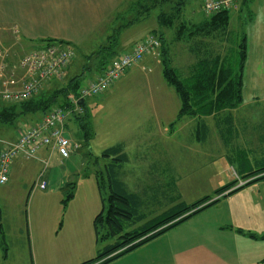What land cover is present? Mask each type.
Segmentation results:
<instances>
[{
    "label": "rangeland",
    "instance_id": "rangeland-1",
    "mask_svg": "<svg viewBox=\"0 0 264 264\" xmlns=\"http://www.w3.org/2000/svg\"><path fill=\"white\" fill-rule=\"evenodd\" d=\"M60 1L63 2L0 0V22L18 26L26 23L29 28L35 27L34 34L43 35L42 39H61L74 48L76 57L65 81L47 84L45 88L51 85L54 89L80 73L83 74L81 84H84L97 71L85 68L95 67L97 61L91 55V48L89 50L86 47L95 39L80 38L83 29L89 26L86 25L87 20L95 22L97 18H103V26L97 29L102 31L114 20H117V28L131 19L141 20L148 16L144 15L146 12H142L143 14L136 17L143 9L141 5L137 6L138 0H64L62 5L58 4ZM163 1L165 0L156 7L154 13L146 17L143 25L121 32L118 51L126 47L128 41L155 27L159 11L172 12L177 3L184 1V4L187 0H169V4ZM202 2L203 0H188L184 9L183 4L180 6L178 16L182 20H198L201 16H188V13L193 10L198 12ZM230 15V37L236 43L241 34L232 13ZM4 16L17 17L6 20ZM21 16H37L40 22L35 26ZM162 29L165 30L167 45L171 42V66L183 78L186 75L185 65L189 62L184 43L174 40L176 26ZM95 42L96 45L100 43ZM149 69L141 72L142 80L136 82L126 77L114 89L94 98H87L86 108L81 106V111L67 114L64 125L66 135L73 145L72 150L65 159H61L59 155L48 158L44 173V177L52 182L63 179V188L53 194L35 186L28 194V179L17 176H10L6 184H0L4 237L3 242L0 240V264H79L95 256L98 246L94 239L92 213L96 214L101 209V196L94 179V170L103 169L107 162L101 157L102 150L120 142L124 145L128 160L119 168L118 177L127 191L136 193L144 202L150 204L146 212L143 210L147 217L158 215L171 207L174 203L169 199L170 196H178L180 201L188 204L205 197L211 198L209 202L218 199V202L173 227L175 232H182L180 237L190 239L186 242L188 246H184V251L186 256L194 260L193 264H198L195 259L200 261L201 245L205 243L194 242L201 239L200 228L215 230L221 227L225 231L217 234L220 240L224 239L223 250L213 246L205 257H213L214 260L209 262L204 258L205 264H235V257L231 253L234 250L254 251L257 256L255 260L260 259L259 256L264 257V179L244 185L253 178H243L245 175L241 172H255L264 167V102H241L232 111L238 116L233 120L239 132L237 136L232 133L234 139L232 135L226 134L230 126L219 125L211 118L205 119V130H202L197 121L181 118L172 127L177 132L169 136L162 130L171 127L175 116H151L150 112L141 108L146 105L142 104L144 101L140 98L150 95L166 96L170 105L173 99L176 101V109L179 107V99L172 87L164 81L161 64L156 65L154 61ZM13 72L16 73L15 70ZM65 100V96H59L57 104ZM29 118L35 119L37 116H23L12 125H5V128L0 129V136L9 133L10 137L14 132V125L17 129L28 127ZM223 122L226 123L224 119ZM220 131L230 139L225 144L221 141ZM250 141L254 142V148H251ZM41 167L37 171V177ZM230 183H234L231 189L239 188L229 196H224L228 191L216 196L217 189ZM71 191L73 196L67 199ZM103 195L106 197L107 189L103 191ZM89 205H93L95 210L86 218ZM232 226L237 234H244L242 229L250 231L247 232L250 239L238 237L240 244L232 248L226 243L234 235L230 233ZM173 228L170 230H174ZM172 237L174 239L176 235L173 233ZM81 251L87 252L79 255ZM133 251L135 249L126 254Z\"/></svg>",
    "mask_w": 264,
    "mask_h": 264
},
{
    "label": "trees",
    "instance_id": "trees-1",
    "mask_svg": "<svg viewBox=\"0 0 264 264\" xmlns=\"http://www.w3.org/2000/svg\"><path fill=\"white\" fill-rule=\"evenodd\" d=\"M159 2L161 3L162 0ZM183 2L180 1V3H177L173 7L172 12L160 11L157 16L160 29L176 26L174 40L184 41L186 44L190 62L185 65L186 75L183 78L179 77L176 69L171 66V59L169 57L170 45L169 42L167 45L162 33L159 34L156 30H152V34L150 33L140 39L143 40L148 36H153L159 41V47L153 54L158 55L162 66L164 81L168 86L172 87L179 99V108L175 116V121L170 126L173 127L181 118H190L191 120L197 121L201 125L202 130H205L207 128L205 119L211 118L219 125L224 124L228 127L230 126V128H227L226 134L232 135L234 133L237 136L239 132L237 130L238 128L234 126L233 120L234 118H238V116L232 111L242 102V70L246 59L245 34L242 33L240 40L236 43L232 41L230 37L231 29L229 28L230 16H228V10L215 12L199 23L182 20L181 16H178V11ZM146 4H141L142 6L140 7L143 9L138 12L136 17H139L142 12H146L144 15H147V11L154 7L153 5ZM146 17L148 16H144L142 19H146ZM141 20L131 19L127 24L115 28L107 37L105 43L91 53L92 57L97 58L95 67L86 66L85 68L89 70L93 68L101 73L111 60L122 53L130 52L133 46L140 40L136 41L128 51H118L117 46L120 30ZM44 42L49 43L55 41L44 40L41 44ZM56 43L69 46L59 41H56ZM69 47L72 48L71 46ZM72 49L76 57V52L74 48ZM75 57L72 61H74ZM69 66L67 67V71ZM82 76V73L73 76L64 84L54 89L50 85L44 88L45 90L39 95L26 101L14 103L0 101V124L11 125L18 118L29 115L37 116L39 120L55 105L70 109L71 105L68 96L78 95V90L84 86L81 84ZM65 78L60 82L65 81ZM52 83L59 82L53 81L49 84ZM59 96H65L67 100L57 104ZM93 97L95 96H90V98ZM87 98L78 102L80 107L83 106L86 108L84 103ZM223 119L226 123H222ZM38 120H35V123ZM240 131H246V129H240ZM219 135L224 144L230 140L224 136L222 131L219 132ZM232 136L234 139L235 136ZM249 144L251 148H254V145L250 142ZM101 157L107 160V162L104 163L103 169L97 168L94 170V179L101 196L102 207L93 217L92 221L95 243L98 249L94 257L79 264H107L161 236L202 209L218 202V199L209 202L211 198L205 197L188 204L180 201V198L174 195L169 198L174 203L171 207L165 209L158 215L147 217L145 210L150 204L144 202L136 193L127 191L123 182L118 177L119 168L128 160L123 143L120 142L105 148L101 152ZM242 169L244 168L242 167ZM241 172L245 175L243 178H253L244 185L251 184L259 179H264V167L257 169L255 172H244V170ZM233 187L234 183L225 184L217 189L215 194L218 196L228 191L224 196H229L234 190L239 188L231 189ZM106 189L107 195L105 197L103 191ZM72 196L73 193L71 191L67 199H71ZM3 238L0 208V240L2 242ZM4 250L6 249L4 248Z\"/></svg>",
    "mask_w": 264,
    "mask_h": 264
},
{
    "label": "crops",
    "instance_id": "crops-1",
    "mask_svg": "<svg viewBox=\"0 0 264 264\" xmlns=\"http://www.w3.org/2000/svg\"><path fill=\"white\" fill-rule=\"evenodd\" d=\"M159 1L160 0H138L137 5L138 4L143 5L144 3H147L146 5H153L154 7L147 11V15L150 16L152 13H154L156 7H159L160 4ZM163 2H165V4L170 3L169 0H165ZM63 3L64 0L63 2L62 1L58 2V4L60 5H62ZM185 3L182 6L183 9L185 7L184 6ZM227 10H228V16H231L230 13H232L233 15L232 17L234 18L237 24L240 34L242 33L245 34L246 59L242 70V103L256 104V103L264 102V0H239ZM159 13L160 11L158 12L157 16L159 15ZM56 15H58V13H56ZM210 15L211 14H206L203 11V2H202V4L200 5V10L198 12L193 10L188 13V16H201V17L198 20L193 19L194 21L190 20L189 22L199 23ZM157 16L155 19L156 21L155 27L149 28L145 34L136 37L131 41H128L126 44L124 43L126 47L122 48L121 51H128L136 41L150 34L151 32H149V30H156L159 34L162 33L164 36L165 30L159 28V22ZM4 17L6 18V20H12L13 17H17V16H4ZM21 17L24 20H26L28 23H33L35 26L38 24V22H40L38 21L37 16H21ZM146 19H142L141 21L135 22L131 25L122 28L120 30V34L121 32H124L128 29L137 28L138 26L143 25ZM116 21L117 20L111 21L107 26V28L102 31H99L97 29L103 26L104 24L103 18L102 19L97 18V21L95 20V22L99 24L98 26L91 19L86 21L87 23L86 25L89 26L83 29V34L81 35L80 38L82 39L93 38L95 39L94 41L100 42L98 45H96L97 43L96 42L94 43V41L88 43L86 47L89 48V50L91 48V53L96 51L101 45L105 43V40L107 39L108 35L111 32H113V30L115 29ZM31 27L32 28H29L26 23L22 26H18L11 23L0 22V56H2L0 62H4L9 70H15L18 73L19 68L17 63L19 62L20 58L27 52L38 48L39 45H41V42L44 41V39H42L44 38V36L38 35V33L34 34L33 30L35 29L33 28L35 27L33 26ZM95 30L97 31L95 32ZM23 32L26 34H24ZM28 37H30L31 39H29ZM34 38H41V39L34 40ZM46 40H51V39L50 37H47ZM54 41L55 42L59 41L63 44L68 45V43L61 41V39L59 40L54 39ZM177 42L184 43L185 52H186L185 54L188 55V59L190 62V56L188 54L185 42L184 41H177ZM170 43L171 42L169 41V45ZM154 61L156 65L160 63L157 54H153V53L146 54L138 65L128 69L123 74V76L115 83V85L112 86L110 89H114L117 83L119 81L121 82L126 77L127 78L129 77L131 80L136 82L142 80L140 78L141 72H144V70H150L149 68ZM72 63L70 64L69 69ZM68 71H66V74ZM99 73L100 72L98 71L93 72L92 76L88 77L83 85H85L89 80L94 79ZM168 92L171 93V91L169 90ZM140 99L144 101L142 104L146 105L145 107L141 106V108L146 109L148 113L150 112L152 114L151 116H156V117L176 116V113L179 108L178 107L176 109V101H174V99H173V103L170 105V100H168L166 96L159 95L155 97L153 95H150V96L142 97ZM84 104L86 106V101ZM29 120L30 121L27 124L28 127L26 128L22 127L20 129L19 128L17 129L14 125V132L10 137H9V133L6 134L5 136L4 134H2V136H0V144H3L4 142L14 141L17 138L19 132L25 131L28 128H30L33 125V123H35V120H38V117L35 119L29 118ZM4 126L5 125L0 124V129L2 127L5 128ZM162 132L166 133L169 136H173L175 135L177 130L176 129L173 130L172 127H168V128L165 127L163 128ZM250 143L254 144L253 141H250ZM54 155H59V154L51 146L40 148L34 154V156L29 158L19 155L12 161L10 165L8 178H10V176L11 177L17 176L19 178L28 179L26 181L27 185H30L28 192H31V190L34 189L36 186L35 183L37 182L38 179L36 174L38 169L42 165L40 169L42 172L41 179L45 181V183L47 182V185L43 190H48V192L50 191L49 193L54 194L58 190H60V188H63L64 185V181L61 178L58 181L52 182L51 180H48L46 177H44V173L46 172L48 161ZM30 160L34 162L32 161L30 162ZM7 182H5L4 184H6ZM52 186H54V188ZM36 188L39 187L36 186ZM101 207H102V202H101ZM94 210H95L94 206L89 205L88 210L85 213L86 218H88L89 213L94 212ZM99 211H97V213ZM92 214H94V216L96 215L95 212ZM233 228L234 226L231 227L230 233H234V235L231 236V240H227L226 242L229 243V245H231L232 248L237 247V245L240 244L238 242L239 240L238 237H242L245 240L250 239V237L247 235V232L250 231H248L247 229H242L244 234H237V232H235ZM173 229L174 230L165 232V234H162L161 236L141 245L140 247L136 248L135 251L123 255L122 257L116 259L115 261L109 264H193L194 260L190 258V256H186L185 255L186 251H184L185 249L184 246H188L186 245V242L189 241L190 239L180 237L182 235V232H175L176 229L175 228ZM224 232L225 231H223L221 227H217L215 230L214 229L206 230L204 228H200L201 239L199 241H194V242L196 244H200L203 241H205V243H202L201 245L202 252L200 254V257L201 256L202 257L200 258V261L195 259V263L205 264L206 261L204 260V258H207L209 262H212L214 260L213 257H205V254H207V251L212 250L213 246L219 247L221 250H223L224 239L220 240V238L217 237V234L220 233L223 234ZM93 233H94V229H93ZM173 233L176 235L174 239L172 237ZM209 235L211 236V238H205ZM94 239H95V234H94ZM208 240H212V241L210 242ZM86 252L87 251H81L79 255L83 253L86 254ZM231 253L232 256L235 257V262H236L235 264H264V257L259 256L260 259L255 260L257 256L254 253V251L244 250L242 252H239V250H234Z\"/></svg>",
    "mask_w": 264,
    "mask_h": 264
},
{
    "label": "built area",
    "instance_id": "built-area-1",
    "mask_svg": "<svg viewBox=\"0 0 264 264\" xmlns=\"http://www.w3.org/2000/svg\"><path fill=\"white\" fill-rule=\"evenodd\" d=\"M237 1L239 0H204L203 11L213 14L227 10ZM158 47L159 41L153 36L138 41L130 52L118 55L96 78L82 86L77 96L69 95L70 109L55 106L33 126L19 132L14 141L0 144V184L7 182L10 165L19 155L29 158L40 148L51 146L61 158H67L73 147L65 132L67 114L81 111L78 104L80 100L107 91L125 70L138 64L144 55L153 53ZM74 57L75 53L69 46L44 42L20 58L18 73L0 62V101L14 103L36 97L47 84L60 82L65 78L67 67ZM41 178L42 172L35 185L44 189L46 183Z\"/></svg>",
    "mask_w": 264,
    "mask_h": 264
},
{
    "label": "water",
    "instance_id": "water-1",
    "mask_svg": "<svg viewBox=\"0 0 264 264\" xmlns=\"http://www.w3.org/2000/svg\"><path fill=\"white\" fill-rule=\"evenodd\" d=\"M212 201H213V200H212ZM208 203H209V202H208ZM208 203H206V204H208ZM206 204H204V205H206ZM204 205H203V206H204Z\"/></svg>",
    "mask_w": 264,
    "mask_h": 264
}]
</instances>
